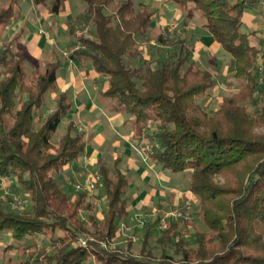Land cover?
<instances>
[{"label":"trees","instance_id":"16d2710c","mask_svg":"<svg viewBox=\"0 0 264 264\" xmlns=\"http://www.w3.org/2000/svg\"><path fill=\"white\" fill-rule=\"evenodd\" d=\"M31 1L52 14L64 7L63 0ZM84 1L83 12L70 28L87 26L88 35L74 37L70 55L88 60L106 76L108 86L102 94L134 117V135L151 143L147 153L154 162L173 173L189 171V190L206 230L190 235L194 246L189 248L177 229L178 220L169 218L168 226L158 229L161 214L157 215L151 226L163 235L160 242L175 246L179 260L165 252L156 258L148 251L134 254L128 248L103 247L101 242L113 240L119 223L129 218L124 199L128 179L119 169L105 167L99 169L107 201L103 218L98 221L90 215L92 229L79 224L78 208L91 210L94 201L82 192L71 197L53 173L83 154L86 143L72 121L56 142L51 140L71 106L65 93L56 95L54 109L35 124V111L46 93L56 88L59 61L39 62L25 50L18 52L17 38L2 39L13 16L10 3L0 7V175L12 180V190L29 197L32 209L24 215L0 202V235L7 233L6 238L0 236L1 248L19 246L26 252L35 249L38 239L44 252L45 246L51 248L44 264H84L89 256L98 264H264V137L251 132L256 122L264 120V67L260 81L254 79L260 58L264 64V41L252 44L242 29L243 13L260 11L264 0H173L188 7L187 17L199 11L200 25L232 56L234 73L247 80L240 100L262 95L256 114L239 106L238 93L224 97L208 114L197 99L214 86L215 76L194 62L179 35H157V49H165L166 55L152 67L153 59L146 58L141 47L151 44L148 28L154 15L145 5L137 10L133 0H123L106 12L112 0ZM225 170L239 174L237 187L213 184L211 176ZM71 204L74 210L65 214ZM183 215L180 220L187 218ZM80 231L90 236L85 246L77 242Z\"/></svg>","mask_w":264,"mask_h":264},{"label":"crops","instance_id":"0c3cea01","mask_svg":"<svg viewBox=\"0 0 264 264\" xmlns=\"http://www.w3.org/2000/svg\"><path fill=\"white\" fill-rule=\"evenodd\" d=\"M80 1L84 3L78 2L76 9L70 0H63V9L57 14H52L44 6L34 5L31 0H0V7L10 3L13 7L12 19L3 28L2 39L11 41L17 38L19 51L25 50L39 62L59 61L56 88L50 91L53 92L51 100L54 102L51 110L55 107L56 95L65 93L71 106L62 118L65 120H61L59 124L64 125L62 133L65 132L67 122L72 121L76 131L83 134L86 143L84 153L69 162L66 168L78 167V172H72L77 175L99 172L101 167L110 171L119 169L128 179L125 192L129 190L130 194L126 204L129 213L138 209L150 210L165 204H184L189 199L193 201L195 195L191 191L189 194H183L177 189L171 193L165 186L170 180V175L164 174L166 170L154 162L148 153L146 158H143L144 152L138 150L137 146L141 149L150 143H146L143 135L140 138L134 135V117L125 114L114 99L102 94L108 86L106 76L96 72L88 60H79L68 52L75 32L74 28L71 31L70 22L80 15L86 6L84 0ZM143 1L140 3L147 7L150 2H154L153 5L159 3L158 0ZM168 4L157 6V11L153 9L154 15L149 26L155 23L154 25L163 29L168 22ZM245 12L243 21L245 16L253 17L251 14H255L256 10ZM182 14V8L173 11L175 17ZM197 23L200 25V20H197ZM192 29L196 30L194 27ZM200 35L196 38L200 42L199 49L205 47L210 52L209 43L212 44L215 40L210 33L211 36L203 34L202 31ZM179 36L183 37L181 34ZM194 52L196 53L195 50Z\"/></svg>","mask_w":264,"mask_h":264},{"label":"rangeland","instance_id":"374dc122","mask_svg":"<svg viewBox=\"0 0 264 264\" xmlns=\"http://www.w3.org/2000/svg\"><path fill=\"white\" fill-rule=\"evenodd\" d=\"M72 2V5L76 6V9H78V2H82L80 0H70ZM123 0H112L111 5L109 6V10L112 8L115 9L116 6ZM143 0H133V4L135 5V9H139L140 2ZM146 1V0H145ZM170 1V2H167ZM144 2V1H143ZM158 5H153L154 2H150V5L146 7L153 11H157L155 8L164 6V4H168L169 6V12L166 15L167 16V23L163 26V29L160 27L158 28L157 25H154L153 23L148 28V35L150 38V46L152 45L154 48H152L153 55H150L149 47L145 46L143 43L141 44L143 54H145L146 58L153 59V62L151 63V66L154 67L157 62H159L160 59H163L166 55V50L161 48L160 50L157 49L156 44V37L158 34L163 33L167 35L168 37L172 38L175 37V35H182L183 38H185L186 44L191 49V55L193 57L194 62L206 69H209L215 76V84L213 87L207 89L205 93L199 97L197 100L200 105L205 107L208 114H212L213 111L218 107L221 100L224 97H230L236 93H238V98L243 96L242 94L245 92V85L247 83V80L244 78V76H238L234 73V59L232 56L227 53L220 44H218L216 41H213L212 44L209 43V48L211 49L210 52L204 49H199L200 42L196 38L198 36H201V32L203 31V34L209 35V32L204 27H200V25L197 23V20L202 19V16L200 15L199 11L194 10L191 17L186 16V11L188 10V7L182 6L180 4H177L173 0H158ZM84 2H82L83 4ZM257 5V8L260 7V11H257L255 14L252 13L253 17L245 16V20L243 21L242 29L249 34V40L252 44L259 46L260 40L264 41V29H262V22H264V5ZM178 8H182L183 14L182 16L175 17L173 15V11ZM248 11H254V9L247 10ZM250 24V25H249ZM174 25V29L172 31L168 30V27ZM195 25V26H193ZM87 27V26H84ZM195 28L196 30L193 31L192 28ZM82 27L74 26V29H80ZM207 32V33H206ZM185 36H184V35ZM211 36V35H209ZM75 37V32H74ZM200 38V37H199ZM201 37L200 39H202ZM203 42V40H201ZM156 46V47H155ZM195 47V48H194ZM151 48V47H150ZM151 50V49H150ZM162 50V51H161ZM196 51V53L194 52ZM264 50V49H262ZM161 51V52H160ZM18 52L19 49H18ZM67 52V51H66ZM69 52V51H68ZM199 54V55H198ZM262 59L260 58V61L257 63V71L256 75L254 77L256 82L260 81L259 75L261 74V68L264 67L261 64ZM252 74H254L252 72ZM53 95V92H47L45 95V101L41 105L40 109L35 111V124H38L47 116L49 111L53 108L54 102L51 100V97ZM262 96V95H261ZM259 94H255V97L253 99L250 98H243L240 100V105L247 113L256 114L257 109H260L262 106L261 103V97ZM116 103V101L114 100ZM19 102L17 100L16 107H18ZM125 114L132 117V115L126 111H124ZM7 119V118H6ZM10 120V119H9ZM65 118L62 120L64 121ZM34 124V125H35ZM148 125H150L151 128L154 127L153 120H148ZM63 124L58 126L57 132L52 136L51 140L52 142H56L58 137L63 132ZM253 135L255 136H262L264 137V120H260L259 122H256L253 128L251 129ZM56 147V145H53ZM151 146V143L148 145H145L144 148L141 149L137 146L138 150L141 152H144L143 158H146L148 148L145 149V147ZM55 150V148H54ZM71 163V162H70ZM67 165V164H66ZM66 165L61 166L59 170L54 172L53 174L56 176L58 183L64 189L66 192H69L71 194V197H74L77 195V193L82 192L85 193L88 197H91L95 203L94 208L91 210H87L83 207L78 208V216L80 219V225L82 224L83 227L87 229H92L90 223H89V216L92 215V217H96V219L102 220L104 211L107 208V201L104 196V190H103V182L101 175L98 171L96 172H84L80 173V175H77L72 173L74 170H77L78 167L74 168H66ZM78 172V170L76 171ZM166 175H170L169 184H166L165 186L168 187L171 190V193H174V190H179L183 192V194H189V186H188V176L189 171H185L183 173H173L168 170L165 171ZM99 174L100 179L97 182H94V189L92 192H85V189H79L76 190L73 187V184L83 183L84 180L89 177V175H96ZM173 176V177H172ZM111 177H113V181L116 180V177L112 174ZM213 182V184L217 185L218 187L225 188L227 187H237L238 185V179L239 174L235 176L228 170L217 172L213 174L210 178ZM69 187L72 188V190H69ZM138 187V186H137ZM131 190H133L131 188ZM130 190V191H131ZM124 196H126L125 202L128 203V199L130 198L129 190L127 193H124ZM24 201V202H21ZM0 202L3 204L9 205L10 209L13 211H23L25 212L24 215H28V211L32 208V202L30 201L29 197L27 195H23L21 191H18L16 189L12 190L10 186L3 187L0 186ZM21 202V204H19ZM186 205L185 207V215L186 219L180 220V216H176L175 214L173 216H169L166 219V226H168V219H177L176 222L177 229L185 235V243L190 248V246H194V243L190 241V235H192L195 231H204L206 230V227L201 220V217L198 213V205L196 201V197L194 196V199H189L188 202L184 204H165L164 206H158L151 208L150 210L145 209H138L134 210L133 212L129 213V218H124L119 225L117 226V235L113 240H111L109 243L102 241L101 245L105 248H115L120 247L122 249H130L134 254L137 253H144L146 251L152 252L153 255L156 256V258H160L163 252L170 254L173 256L175 260H179L181 257L180 253H177L175 246L171 245H165V243H162L159 241V238H161L163 235L156 229L152 228L151 223L156 220L157 215L161 214V216L166 213L170 212H177L181 211V206ZM9 210V209H8ZM74 210V206L71 204L69 207V210H66L67 214L68 212H72ZM23 215V216H24ZM183 215V216H185ZM159 219V218H158ZM157 219V222H158ZM125 220V221H124ZM49 222H52V220H49ZM57 224L56 222H54ZM148 224V225H147ZM86 232L80 231L79 237L77 239V242L80 243L81 246H85L87 243V237L88 236ZM3 238L7 237V233H2L0 235ZM46 238V234L44 235ZM42 238V234L39 236ZM37 245L35 246V249H30V251H23L21 248L14 247L12 249L3 250L0 246V264H44L45 262V254L47 252H51V248L47 245L45 246L46 252H44L43 248L40 245V241L36 239ZM190 241V242H189ZM83 242V243H82ZM2 244V243H1ZM0 244V245H1ZM3 247V246H2ZM50 250H49V249ZM127 249V250H128ZM84 264H98L97 261L93 257H88V259L84 262Z\"/></svg>","mask_w":264,"mask_h":264},{"label":"built area","instance_id":"2783aa9c","mask_svg":"<svg viewBox=\"0 0 264 264\" xmlns=\"http://www.w3.org/2000/svg\"><path fill=\"white\" fill-rule=\"evenodd\" d=\"M174 29V25H171L168 27V30L169 31H172ZM88 35V27H82L80 29H75V36L77 37H81V36H87ZM79 45L76 46V48L78 47ZM148 148L150 149L149 147H145V149ZM100 179V176L99 174H96V175H89V177H87L83 182V183H78V184H73V187L76 189V190H79V189H85V192L89 193V192H92V190L94 189V182H97L99 181ZM12 183V180L10 178H6L4 176H1L0 175V186H3L4 188L5 187H8L10 186ZM21 202H24V201H21ZM21 202H19V204H21ZM176 215V216H182V212L180 211H177V212H170V213H166L164 212V214L162 216H160V218L158 219V222L156 223V227L158 229H164L166 228V219L169 217V216H173V215ZM83 243V242H82Z\"/></svg>","mask_w":264,"mask_h":264}]
</instances>
